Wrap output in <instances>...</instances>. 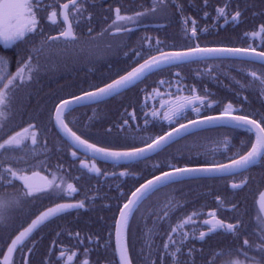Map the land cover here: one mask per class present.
I'll return each mask as SVG.
<instances>
[{
  "label": "snow or ice",
  "instance_id": "6c2138e0",
  "mask_svg": "<svg viewBox=\"0 0 264 264\" xmlns=\"http://www.w3.org/2000/svg\"><path fill=\"white\" fill-rule=\"evenodd\" d=\"M180 13H183V5L174 3L172 5ZM167 7L163 0H154L151 9L134 12L132 15L121 14V8L115 9V19L107 29H104L99 35L105 32L113 31V34H124L132 31L129 25H135L139 20L149 14L155 13L160 9ZM204 7H208V0H204ZM228 4L215 9L217 15L216 20L224 19L228 22L229 16L232 22L239 21L242 13L238 9L229 12ZM41 9L39 0H0V45L5 49L13 47L18 43H25L30 45L26 48V56H22L17 63L15 73L9 71L10 62L6 56L0 55V117L4 116L6 109H10L11 101L13 99V92L16 88L23 86L24 83L31 82L33 75L39 70L38 60L42 53L51 52L52 45L63 41L64 44H77L79 42V35L74 31L72 19H70V9L74 10L76 15H80L82 5L78 0H69L68 3H63L60 6V13L62 15L63 29L58 31L56 35L42 36L39 42L32 41L30 37L34 36L38 30L40 19L38 13ZM207 18L208 12L204 13ZM58 12L53 9L47 15V19L55 24L57 22ZM89 19H91L89 17ZM191 24V34L188 35V25ZM184 34L189 41L198 40L199 26L195 19L189 20L187 17L183 20ZM207 32V27L203 29ZM93 29L88 28V35L92 41L95 37L92 36ZM244 36L247 38L260 36L264 40V23H260L257 30L251 33L245 32ZM145 39H148L145 37ZM88 43H91L88 42ZM162 42L157 39L155 49L151 48L149 41V50L147 55L141 50H133L134 67L130 70H124L123 74L117 72L115 77H107L100 83L89 84L87 88H81L79 94L69 93L66 97L61 96L53 102L54 109V126L58 129L62 139L72 149L71 157L74 160H79L82 168H86L89 172L97 176H109L116 178L117 173L109 174L107 171H102L97 166V160L110 161L113 167L121 166L123 170L118 173L119 177L135 176L136 174L129 170V166L133 163H138L142 160L148 159L153 154H159L164 149L170 147L178 140L187 136L194 135L198 132L213 128H229L232 130H244L248 135V140H240V147L231 155L226 156L224 160L209 159L208 154L215 156L219 147L223 145L226 151H231V140L233 138L225 135L222 140L215 142V146L204 153H197V157L189 156L184 159L183 164L179 162H164L153 165L155 172L151 174L150 179H145L138 187L131 191L130 195H125L121 192V197L124 198V203L118 208L119 217L115 219V252L119 256L118 264H133V259L129 252L128 233L130 228V217L139 209V206L150 196L159 192L163 188L170 185L191 179H214L218 177L234 176L248 171L252 166L257 164H264V111H246L243 107L247 101V96L242 100H237L235 103L229 100L223 103L217 99H210L209 93L201 95L195 85L183 88L182 76L179 71L174 74L176 80L175 93L172 92V81L160 79L156 87H153L151 92L148 91V86L141 89L145 93L144 108L148 107V100H160V108L155 106L149 113L144 114V128L130 125V120L136 119L135 112L128 114L125 110L126 119L122 120L119 125L121 131L128 130L131 133H138L146 131L150 119L160 117L163 111L162 119L168 122V130L162 131L155 135H148L147 138L131 135V143L112 144L104 143L103 141L92 142L89 138H85V132L74 130L75 121L68 119L69 113L75 110L76 107H84L92 104H100L110 97L120 96L124 90L134 88L137 84L142 83L147 76L163 72L172 68H179L181 65L193 62L196 60H209L220 58H235V59H255L261 64H264V48L257 51L254 44L247 47L236 46H213L202 47L198 42L195 45L191 43L177 49L174 45L172 50H165L161 47ZM127 45H124L126 47ZM83 51V47L80 49ZM153 52L155 54H153ZM127 55V54H126ZM142 62H139L141 61ZM215 69L210 68L208 74L210 75ZM199 75V73H197ZM252 83L259 82L262 92H264V72L259 75L256 70L249 72ZM239 83V81H237ZM168 85V91L161 93L160 88ZM242 88L246 87L244 85ZM187 90L188 95H177L182 91ZM164 95L173 97L168 101L163 99ZM239 103L240 107L236 104ZM222 105V106H221ZM215 106V107H214ZM213 111L215 114H207L206 111ZM191 110L195 114L194 119H187V112ZM52 114H50V120ZM185 121V122H181ZM72 125V126H70ZM36 127L29 123L27 127L21 128L19 131H12V134L7 135L6 139L0 142V150L7 152L13 148L25 146L27 141H31L33 146L38 144L37 132L33 130ZM107 134H111V128L107 130ZM125 139H128L127 137ZM46 147V145H45ZM83 152L85 156L91 158L88 160L80 159L78 153ZM223 155V153H220ZM204 155V159L199 157ZM183 156V153H181ZM175 160V157L173 158ZM127 165V166H124ZM58 171H59V166ZM28 169L22 167H15L11 161L0 160V187H15V181L21 183L18 191L9 193L7 191L0 192V225L5 228H10L11 213L18 209L25 199H34L36 194L45 193L49 190H59L67 193L69 197L78 191L76 185L67 182L64 177L57 175V172H49V174L42 175L39 171H32L28 174ZM158 172V174H156ZM37 178H39L37 180ZM59 181V183H57ZM247 186V179H243L241 184H232V188H240ZM117 185V189H119ZM217 202L221 201V197H216ZM172 201H169L166 207H171ZM259 206L264 211V192L260 193ZM85 207V201L79 200L76 202H61L55 203L53 206L41 211L35 215L34 219L28 223L27 227L15 229L8 235L5 240L7 251L4 252L0 248V253H3V261L0 264H14L12 259L13 254L20 251L25 246V242L30 238L31 234L39 226L43 225L53 217H57L61 213L69 209H79ZM238 205H233V211L237 209ZM167 218V211L164 212ZM199 213L193 212L191 215H185L181 220H178L174 227L170 226V231L165 233L167 240L162 242L161 248L164 258H172L174 264H181L179 259H175L184 247L183 241L188 234L183 231V228L189 224L193 217ZM209 219L204 221L207 227V233L201 231L199 233L200 240L203 241L208 233L224 232L234 237L235 247L222 249L219 252L212 254L213 259L207 264H215L217 257H226L222 264H264V221L259 226L258 232L253 233L257 236L256 241H250L247 237V231L243 219L233 217L231 221H226L218 216L217 211L209 212ZM180 234V240L177 241L175 234ZM111 235V234H110ZM241 237H245L240 244ZM76 239L79 243H83V239L79 233H76ZM87 239L91 240V237ZM10 241V243H9ZM98 242V240H97ZM179 245V246H177ZM153 244H149V260L151 264H163V259L160 257V249L157 250V259H151V249ZM256 250L260 254V259L249 257L248 252ZM70 251V250H69ZM195 249H190L188 255L191 256ZM87 250H85V254ZM73 256L76 253H72ZM65 251H60V259L63 260ZM237 257L233 259L232 257ZM243 256L245 259L240 260L238 257ZM69 261L72 260L70 256ZM51 264V260H49ZM83 264H88L85 260ZM187 264V262H185ZM195 264V261H192Z\"/></svg>",
  "mask_w": 264,
  "mask_h": 264
},
{
  "label": "flooded vegetation",
  "instance_id": "af4514ba",
  "mask_svg": "<svg viewBox=\"0 0 264 264\" xmlns=\"http://www.w3.org/2000/svg\"><path fill=\"white\" fill-rule=\"evenodd\" d=\"M68 1L39 0L41 4V9L38 13L40 23L36 34L30 37L32 41L38 43L42 36L56 35L58 31L63 29L62 16L59 15L60 6ZM153 2L154 0H78V3L82 5L81 14L76 15L75 11L70 9V19H72L74 31L79 35V42L72 44L70 47H80L82 44L87 43L88 40L86 39L89 36V27L93 29V36H97L104 29H107L115 19V9L117 7L121 8L122 15H132L137 11L151 9ZM163 3L167 7L142 17L135 25H129L133 29L132 31L124 34H113V30L105 32L102 36H106L109 33L115 37V41H117L119 36L125 37L124 41L126 42L128 39L133 45L130 51L134 49L141 50L144 54L149 50V41L151 42V48L155 49L157 39L162 42L161 47L165 50H172L171 46L173 45L179 49L190 43L195 45L197 42L202 47L220 45L247 47L254 44L257 51L264 48V40L260 36L254 38L251 36L246 38L244 36L245 32L258 31L259 24L264 23V0H208L207 8L204 7V0H163ZM174 3L183 5V13H180L178 9L172 6ZM225 4L229 5L227 9L229 12L238 7L242 13L239 21L232 22L230 16L227 23H225L224 19L216 20L217 13L215 9ZM53 9L58 12L55 24L47 19L48 13ZM205 12L209 13L207 18L204 16ZM185 17L189 20H196L200 29L198 40L189 41L185 36L183 31V20ZM205 27H207V32L203 31ZM190 34L191 24L189 23L188 35ZM145 37L148 39H145ZM102 43L97 48L98 59L101 58L107 50L106 48H108ZM55 46L57 48H65L66 44L60 41ZM27 47H30V45L25 43H18L7 49L0 45V52L3 53L0 55L8 58L10 62L8 70L12 73H15L17 69V63L21 58L20 51H25ZM121 49L123 48L115 47L112 50V54L116 55V52L118 54L123 53ZM127 57H124L123 66L125 67L130 64V58ZM243 60L264 67V64H261L259 61ZM93 63L96 64V67L102 66L100 61ZM158 73L156 78L161 74L165 75L162 72ZM150 77H152V74L143 80L142 85L148 84L147 82H150L148 78ZM159 79H162V77ZM18 88L13 92L10 109H6L4 116L0 117V142L6 139L7 135L12 134V131H19L21 128L27 127L29 123H32L36 126L33 130L37 132L38 144L33 146L29 140L25 146L13 148L7 152L0 150V160L11 161L15 167L28 169L29 175L32 171H39L42 175L46 176L50 171L57 172V175L64 177L67 182L74 183L78 191L69 197L65 192L49 190L45 193L36 194L34 199H25L21 206L11 213V227L5 228L3 225H0V248H3V251L6 252L5 240H7L10 232L27 227L31 219H34L35 215L46 210V208L53 206L55 203H74L84 200L85 207L69 209L57 217L51 218L34 230L30 238L25 242V246L13 254L12 259L14 260V264H49V260H51V264H83L85 260L88 261V264H118L119 256L115 252V219L119 217L118 208L125 202L124 198L121 197V192L125 195H130L135 187H138L145 179L151 178V175H147L151 172L152 167L147 166L146 162H149L156 154L129 166V170L136 174L134 177H119L118 173L123 170V167L118 166L114 168L110 161L97 160V166L102 171H107L109 174L115 172L117 173V177L114 178L111 175L97 176L86 168H82L79 160H74L71 157L72 149L62 139L58 129L54 126V109L51 112V120L43 119L42 121L25 122L27 110H24L21 104L28 96L17 94L15 91ZM142 88L143 86L139 85L135 86L133 90L138 91ZM160 91L161 93H166L164 92L165 90ZM217 91L213 89L214 94L212 99L220 100L223 103L229 101L228 99H220L216 95L218 94ZM177 95H188V93L181 92L177 93ZM163 99L168 101L173 99V97L164 95ZM144 103L145 98L142 99V105L138 108V115L142 117H144L146 112L150 115L153 106L157 109L160 108L159 99H149L147 108L143 107ZM189 112L191 110L187 114ZM131 113H133V109ZM207 114H215V112L209 111ZM162 116L163 111L160 113V117ZM78 155L80 159L88 160L89 162L91 160L83 152H79ZM57 166H59V171ZM143 166L146 168H143ZM218 178L226 182L227 189L219 191L215 195L214 202L212 201V203L206 205L207 202L205 200L195 199V212L199 213V215L193 217V220L183 228V231L188 236L183 241V251L175 258L179 259L181 264H185V262L192 264L193 260L195 264H207V262L213 259V253L238 246L234 245V237L232 235L222 231L208 233L203 241L200 240L199 233L201 231L207 233L204 221L210 218L208 214L213 210L217 211L218 216L226 221H231L233 217L243 219L247 231L246 238L258 243L257 236L253 233L258 232L259 226L264 221V211L259 206L260 193L264 192V164L254 165L242 174ZM245 178L247 179V186H241L236 189L230 186L233 183L241 184V181ZM138 180L141 181L137 183ZM14 183L15 187H0V192L7 191L13 193L18 191L21 183L19 181H15ZM117 185L120 186L119 189H117ZM161 193L164 192L159 191L148 197L139 206L134 215L130 217L128 242L133 264H151L148 245L153 243L155 246L151 249V259H157V250L160 249L159 255L163 259V264H174V262H170L172 258L163 257L161 248L162 242L167 240L165 233L169 232L168 219L164 221L159 220V202H156V200ZM217 196L221 197L219 203L216 200ZM234 204L238 205L235 211L232 208ZM76 233H79L83 239V243L77 241ZM88 237H91V240L87 239ZM244 238L241 237L240 244H242ZM190 249H195L191 256L188 255ZM61 250L65 251L63 260L60 259ZM85 250H87L86 254ZM73 252L76 253L75 256L72 255ZM248 255L256 259L261 258L259 252L256 250H250ZM70 256L72 257L71 261L68 259ZM225 258L222 256L217 257L215 264H222ZM232 258L236 259L237 257L233 256ZM238 258L240 260L245 259L243 256H239ZM2 261L3 253H0V262Z\"/></svg>",
  "mask_w": 264,
  "mask_h": 264
},
{
  "label": "trees",
  "instance_id": "16d2710c",
  "mask_svg": "<svg viewBox=\"0 0 264 264\" xmlns=\"http://www.w3.org/2000/svg\"><path fill=\"white\" fill-rule=\"evenodd\" d=\"M93 37H95L94 41L88 36L87 43L82 44L80 47H70L72 44H68L65 48H57L53 45L51 52L41 54L38 60L39 70L33 75L31 82L24 83L22 87L20 86L21 88L19 87L15 91L17 94L28 96L21 104V107L27 110L26 123L42 121L43 119L50 120L53 102L57 98L66 97L69 93L79 94L81 88H87L89 84L100 83L109 76L114 78L117 72L123 74L124 70H129L135 66L133 60L136 58L133 56V51H130L133 45L128 39L125 42V37L119 36L120 38L118 37L115 41V37L109 33L106 36L97 35ZM90 41L91 43H88ZM101 42L111 49L106 48L105 53L98 59L97 48L101 45ZM124 45L127 46L124 47ZM81 47H83V51L80 50ZM115 47H122L121 51L123 53L118 54L116 52V55H113L112 50ZM25 51H20L21 57L26 56ZM0 54L3 53L0 52ZM126 56L130 58V64L125 67L123 62ZM95 61H100L102 66L96 67V64L93 63ZM139 62H142V60ZM210 68L215 70L209 75L208 70ZM251 70H256L259 75L264 72V67L240 59L196 60L185 63L179 68L165 70L162 72L165 75L161 74L157 78L156 75L159 73H154L152 74L153 78H148L150 79V82H147L148 84L142 85L140 83L136 86L141 85L143 88L148 86V91H151L153 87L157 86L155 82H158L159 78L162 77V79L172 81L171 90L175 93L176 80L174 75H169V73L174 74L179 71L183 78L181 86L185 89L195 85L201 95L211 94L210 99L214 94L213 89H216L218 90L216 95L220 99H228L234 103L247 96L248 99L243 105L246 111H264V92H262L259 82L252 83L249 75ZM242 85L246 87L242 88ZM133 89L124 90L120 96L110 97L100 104L76 107L68 115L69 120L75 121L74 130H78V134L81 131L85 132V138H89L92 142L103 141L106 144L131 143L130 137L132 134L147 138L148 135H155L167 130L168 122L163 120L162 117L150 119L147 130L138 133H131L128 130L121 131L119 127L114 126L119 125L123 119L127 118L125 110L128 114H131L133 109L136 119L130 120V125L144 128V117L138 115V108L142 105L145 93ZM160 90L167 92L168 85H164ZM182 93L189 94L187 90L182 91ZM236 106L240 107V104L237 103ZM206 113H209V111L207 110ZM193 117H195V114L192 111L187 114V119ZM109 128H111L110 135L107 134ZM225 135L233 138L231 140V151H226L221 145L215 156L208 154L207 158L224 160L226 156L239 149L240 140H248L249 138L244 130L229 128H213L187 136L159 154L154 155L149 162L147 161V166L152 167L147 176L155 172L153 165L156 163L170 161L179 162L182 165L184 159L189 156L196 158L198 152L204 153L206 149L210 152L211 148L215 146V142L222 140ZM126 137L128 139H125ZM181 153H183V156H181ZM220 153H223V155ZM174 157L175 160H173ZM199 158L204 159L205 156L201 155ZM140 181L138 180L137 183ZM224 189H227V184L221 178L185 180L163 188L160 191L164 193H161L156 200V202H159V220L168 219L170 231V226L174 227L183 216L196 211L195 199L205 200L206 205H209L212 201H215V195ZM169 201H172L173 205L166 207ZM165 210L167 211V218L164 215ZM175 238L178 241L179 232L175 234ZM170 262H174V260L171 259Z\"/></svg>",
  "mask_w": 264,
  "mask_h": 264
},
{
  "label": "water",
  "instance_id": "95a60500",
  "mask_svg": "<svg viewBox=\"0 0 264 264\" xmlns=\"http://www.w3.org/2000/svg\"><path fill=\"white\" fill-rule=\"evenodd\" d=\"M68 2H69V1H68ZM68 2H67V3H68ZM61 16H62V15H61ZM250 60H255V59H250ZM255 61H258V60H255ZM130 69H131V68H130ZM130 69H129V70H130ZM53 121H54V115H53ZM149 179H150V178H149ZM230 186H232V184H231ZM6 251H7V250H6Z\"/></svg>",
  "mask_w": 264,
  "mask_h": 264
}]
</instances>
